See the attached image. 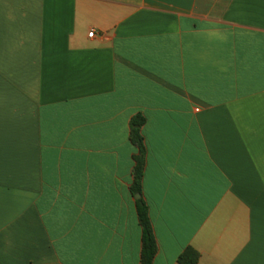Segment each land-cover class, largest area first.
I'll use <instances>...</instances> for the list:
<instances>
[{"label": "crops", "instance_id": "crops-1", "mask_svg": "<svg viewBox=\"0 0 264 264\" xmlns=\"http://www.w3.org/2000/svg\"><path fill=\"white\" fill-rule=\"evenodd\" d=\"M139 199L153 264H264V0H0V264H141Z\"/></svg>", "mask_w": 264, "mask_h": 264}, {"label": "trees", "instance_id": "trees-1", "mask_svg": "<svg viewBox=\"0 0 264 264\" xmlns=\"http://www.w3.org/2000/svg\"><path fill=\"white\" fill-rule=\"evenodd\" d=\"M145 124L142 116H136L132 120V143L138 150L136 166L134 170V183L132 193L142 194V182L145 170L146 151L141 129ZM137 215L142 229L141 264H153L158 248L153 232V226L149 216V209L143 199L137 200ZM199 254L192 248L186 249L178 258L179 264H198Z\"/></svg>", "mask_w": 264, "mask_h": 264}, {"label": "built area", "instance_id": "built-area-1", "mask_svg": "<svg viewBox=\"0 0 264 264\" xmlns=\"http://www.w3.org/2000/svg\"><path fill=\"white\" fill-rule=\"evenodd\" d=\"M94 36H95V32L94 31H92V32L89 33V37L90 38H93Z\"/></svg>", "mask_w": 264, "mask_h": 264}, {"label": "water", "instance_id": "water-1", "mask_svg": "<svg viewBox=\"0 0 264 264\" xmlns=\"http://www.w3.org/2000/svg\"><path fill=\"white\" fill-rule=\"evenodd\" d=\"M141 196L140 195H138V198H140Z\"/></svg>", "mask_w": 264, "mask_h": 264}]
</instances>
